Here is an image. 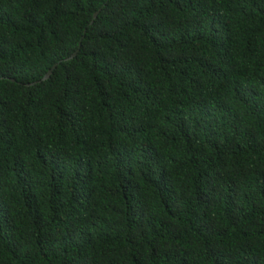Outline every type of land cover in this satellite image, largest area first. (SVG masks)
<instances>
[{
	"label": "trees",
	"instance_id": "obj_1",
	"mask_svg": "<svg viewBox=\"0 0 264 264\" xmlns=\"http://www.w3.org/2000/svg\"><path fill=\"white\" fill-rule=\"evenodd\" d=\"M0 264H264V0H0Z\"/></svg>",
	"mask_w": 264,
	"mask_h": 264
},
{
	"label": "water",
	"instance_id": "obj_2",
	"mask_svg": "<svg viewBox=\"0 0 264 264\" xmlns=\"http://www.w3.org/2000/svg\"><path fill=\"white\" fill-rule=\"evenodd\" d=\"M98 11H99V10H97V11L94 12V14H93V18H95V17L97 16ZM92 21H93V20H91L90 23H92ZM75 54H76V51L73 52V53H72L69 57H67L66 59H70V58H72ZM55 65H56V64L52 65V67H51L50 69H48V71L43 75V77L41 78V80H45V79H47V78L50 76V74H51L53 68L55 67ZM39 81H40V80H39ZM31 84H32V83H31Z\"/></svg>",
	"mask_w": 264,
	"mask_h": 264
}]
</instances>
